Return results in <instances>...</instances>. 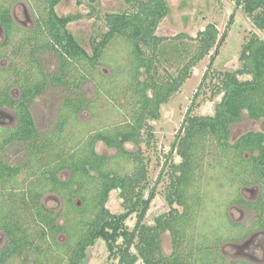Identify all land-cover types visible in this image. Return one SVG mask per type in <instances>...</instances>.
Returning a JSON list of instances; mask_svg holds the SVG:
<instances>
[{
	"label": "trees",
	"instance_id": "16d2710c",
	"mask_svg": "<svg viewBox=\"0 0 264 264\" xmlns=\"http://www.w3.org/2000/svg\"><path fill=\"white\" fill-rule=\"evenodd\" d=\"M62 1L42 0L44 14L32 35L19 40L9 55L10 66L0 69V109L15 112V125L0 128V231L7 238L0 248V264H82L98 240L106 242L117 264L139 260L145 264H250L228 263L223 258L221 245L234 239L223 234H239V226L227 222L219 209L239 206L254 214L245 234L264 231V132H249L231 141V128L243 121L245 113L253 121L264 120V41L253 34L243 46L241 69L220 73L218 83L207 85L228 38L227 31L220 36L215 24L196 38L161 37L158 29L170 13L166 0H123L127 9L106 15L108 31L89 54L67 28L74 18L57 14ZM237 4L264 31V0H237ZM233 21L234 15L229 26ZM0 24L6 32L3 48L10 49L15 23L3 4ZM118 40L127 44L128 67H117L112 77L103 76L110 88L105 84L98 88L110 95L121 86L124 121L85 132L78 118L94 107L83 90L85 69L97 71L110 45ZM213 50L195 100L208 87L213 97L222 96L221 102L211 116L188 111L167 156L169 170H163L146 197L149 167L141 145L145 135L149 141L153 138L149 122L160 118L161 107L170 103ZM42 52L56 55L55 72L46 70L39 57ZM167 65L177 68L178 74L161 76L159 70ZM245 76L251 79H240ZM14 91L19 92L18 98ZM48 91H59L64 97L57 120L42 131L32 107ZM99 143L116 150V155L99 154ZM129 144L138 151H129ZM17 147L24 159L14 165L6 155L9 148ZM175 155L181 158L179 164L173 162ZM63 173H69L67 180L61 178ZM166 177V198L176 208L149 226L147 214ZM246 188L258 189V197L246 199L241 193ZM222 190H229L227 201L219 194ZM114 191L123 200V214H112L107 208ZM49 194L62 200L60 211L43 204ZM133 215L137 222L130 231L127 220ZM166 233L172 237L170 257L162 251Z\"/></svg>",
	"mask_w": 264,
	"mask_h": 264
},
{
	"label": "rangeland",
	"instance_id": "374dc122",
	"mask_svg": "<svg viewBox=\"0 0 264 264\" xmlns=\"http://www.w3.org/2000/svg\"><path fill=\"white\" fill-rule=\"evenodd\" d=\"M170 9L169 15L162 21L157 35L166 38H175L185 34L196 38L198 33L205 30L209 24H215L220 31V36L225 31L228 38L220 49L219 56L216 58L214 66L208 75L209 82L218 83L217 76L220 73L235 72L241 69V54L243 46L250 40L253 34L259 36L264 41V31L259 30L244 9L237 4V0H166ZM0 4L11 10V15L15 23V36L12 48H3L5 42V32L0 24V69L10 66V53L21 40L22 37L31 36L35 29L38 17L44 14V5L42 0H0ZM127 9L123 0H63L56 8L60 17L72 16L67 28L79 41L81 46L92 54L95 42L101 40L102 36L108 31L106 25V15L113 12H121ZM234 15V21L229 26L231 17ZM190 43V41H189ZM195 44V43H190ZM196 46V45H194ZM211 52L203 61H201L193 70L190 79H188L180 92L177 93L167 105H163L158 120L150 121L149 125L153 128V138L147 140L144 136V143L141 145V154L149 167V190L145 196L148 197L150 189L155 186L161 173L168 171L167 156L171 152L172 144L175 141L183 121L189 110L193 109V114L198 116H211L215 113V107L221 102L222 96L213 97L210 88H204L195 100L196 93L200 90L204 76L210 66ZM39 57L50 73L57 69L58 61L54 53L42 52ZM128 67V49L127 44L121 40L115 41L108 48L102 65L97 71H91L89 67L85 69L87 80L84 82L83 90L86 98L94 103L92 111H85L78 118L80 126L85 132H94L96 130L110 128L124 121V113L120 104L124 103L122 94L114 90L113 94L108 95L98 86L105 84L110 88V82L102 79L103 76L112 77L117 67ZM81 69V68H80ZM161 76L169 73L178 74L177 68L166 66L159 70ZM241 80H250V76L240 77ZM97 81V83H95ZM112 82V81H111ZM124 81H122L123 83ZM101 89V88H100ZM116 95H115V94ZM14 96H20L18 91H14ZM104 96V97H103ZM63 93L59 91H48L42 97L36 100L32 107V112L37 126L46 131L58 118V110L63 103ZM195 100V103H194ZM128 109V108H125ZM128 113V111H125ZM15 125V112L7 108L0 109V128H8ZM249 132H264V120L253 121L245 113L243 121L240 124L233 125L231 128V141L234 143L241 136ZM148 141V142H147ZM127 149L131 152L138 151V147L129 144ZM97 152L101 155L113 157L117 151L109 149L103 143L97 146ZM7 161L17 165L24 159L21 148H9L7 152ZM173 162L179 164L181 158L174 156ZM128 169L130 165L124 164ZM69 173H63L61 178L67 180ZM169 179L157 187V195L151 204L145 223L149 226L156 224L157 218L167 214L172 208L166 198V188ZM2 185L0 183V193ZM242 195L248 200H255L258 197L259 190L255 188H246L242 190ZM224 197L223 201L230 198L229 190L219 192ZM43 204L49 209L60 211L62 200L49 194L43 199ZM216 207L212 205V207ZM107 208L112 214H123V200L117 191L111 193ZM226 215L227 222L236 224L239 234H223L224 237H233V240L223 243L220 252L226 262H245L250 264H264V231H254L245 234L254 221V214L247 212L236 205H229L219 209ZM219 212V213H220ZM227 212V213H226ZM212 214L215 213L212 209ZM216 213V216L219 214ZM62 223V221H60ZM137 217L133 215L127 220V226L130 231L134 230ZM35 232V231H34ZM235 232V233H236ZM32 233V232H31ZM5 233L0 231V248L6 245L7 238ZM162 251L165 257H170L173 253L172 237L166 233L162 237ZM119 240V244H122ZM249 244L248 247L246 244ZM251 249H250V248ZM136 253V249H132ZM118 261L111 259V254L105 241L98 240L91 246L86 253V258L82 264H117ZM14 263V262H13ZM19 264V262H15ZM136 264H145L139 260Z\"/></svg>",
	"mask_w": 264,
	"mask_h": 264
},
{
	"label": "flooded vegetation",
	"instance_id": "af4514ba",
	"mask_svg": "<svg viewBox=\"0 0 264 264\" xmlns=\"http://www.w3.org/2000/svg\"><path fill=\"white\" fill-rule=\"evenodd\" d=\"M1 26H2V25H1ZM3 29H4V28H3ZM4 32H5V30H4ZM5 35H6V32H5ZM5 41H6V37H5ZM4 43H5V42H4ZM4 43H3V44H4ZM246 245H247V247H248L249 244L247 243ZM249 248H250V247H249ZM250 249H251V248H250Z\"/></svg>",
	"mask_w": 264,
	"mask_h": 264
}]
</instances>
